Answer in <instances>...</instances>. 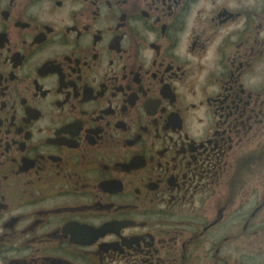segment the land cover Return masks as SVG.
Wrapping results in <instances>:
<instances>
[{
  "label": "flooded vegetation",
  "instance_id": "obj_1",
  "mask_svg": "<svg viewBox=\"0 0 264 264\" xmlns=\"http://www.w3.org/2000/svg\"><path fill=\"white\" fill-rule=\"evenodd\" d=\"M0 264H264V0H0Z\"/></svg>",
  "mask_w": 264,
  "mask_h": 264
}]
</instances>
